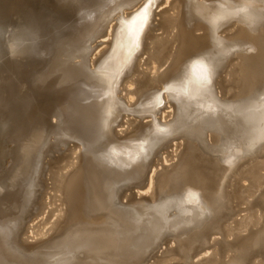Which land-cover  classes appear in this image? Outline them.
I'll return each instance as SVG.
<instances>
[{
	"label": "bare ground",
	"instance_id": "obj_1",
	"mask_svg": "<svg viewBox=\"0 0 264 264\" xmlns=\"http://www.w3.org/2000/svg\"><path fill=\"white\" fill-rule=\"evenodd\" d=\"M103 2L104 7L100 8L103 14L98 16L100 24L90 25L91 41L99 39L75 51L80 60L71 62L64 70L59 88L54 87L53 91L59 93L63 101L60 108L64 117L51 122L50 117L57 110L52 112L49 106H44L45 120L49 123L45 136L52 137L53 130H60L58 126H62V132L53 136L57 135L60 143L57 154L37 165V176H43L41 182L37 183V176L35 182L31 178L32 197L15 221L14 243L24 250L30 249L39 232H43L41 227L63 211L65 200L53 187L56 184L51 185L53 188L46 184L50 168L54 170L50 171L53 181L66 180L71 173L68 170L76 169L84 154V159L94 158L96 169L103 176L107 159L122 155L132 146L125 141L126 137L118 136L119 131L123 134L132 126L135 115H128L134 112L142 115L145 111L151 119L139 125L140 137L152 138L149 160L134 182L139 193L134 197L145 199V205L149 203L146 207L152 213L150 218L158 216V211H171L170 215L163 214L173 217V227L147 243L132 264L147 261L149 264H263L264 226L247 237L241 234L255 225L253 210L258 213L257 204L264 208V0ZM33 82L30 85L32 97L44 103L45 90H36ZM126 84L133 86L126 87ZM147 91L154 96L149 98ZM6 92L10 115L6 112L7 116L0 118V146L7 130L14 133V138L17 136L18 116L24 108L20 97L12 91L13 97L9 98L11 92ZM81 95L91 96L97 102L93 111L100 116L98 131H91L90 137H81L67 128L68 121L76 119ZM132 95H135L134 100ZM165 99L171 110L164 112V121L160 122L155 116L163 109L159 102L165 103ZM29 104L27 101L26 106ZM166 115L171 118L166 119ZM115 126L121 129L115 131ZM70 137L75 140L70 142ZM163 139L176 140L175 147L169 151ZM173 155L178 158L172 160ZM13 159L6 173L9 176L13 175L20 155L15 154ZM160 169L169 172L171 188L168 186L157 194L155 179ZM246 198L255 208H248L250 205L246 204L240 207L246 203ZM65 203L68 206V202ZM240 210L244 213L239 214ZM38 216L41 218L34 222ZM230 244L236 247L231 249L235 252L222 250L231 248ZM216 246H220V251ZM171 258L175 261L170 262Z\"/></svg>",
	"mask_w": 264,
	"mask_h": 264
},
{
	"label": "rangeland",
	"instance_id": "obj_2",
	"mask_svg": "<svg viewBox=\"0 0 264 264\" xmlns=\"http://www.w3.org/2000/svg\"><path fill=\"white\" fill-rule=\"evenodd\" d=\"M90 1L0 0V118H5L7 113L10 115L9 111H7L9 101L6 100L5 97V95L8 96L7 90L11 92L9 98L13 97V91V94L15 93L18 98L20 97L19 101L21 106L24 107L22 114L18 116L19 127L17 128H19L20 131L16 136L17 138H14V133L12 135L11 130H7V135L2 139L0 146L2 149L0 156H4L0 157V233L4 236H0L2 237L0 238V264H132L137 253L143 249L147 243L159 235V233L169 231L173 227V217H168L163 214V212H165L167 215H170L171 211H158V216L150 218L152 217V213L146 207L149 203L145 205L144 203L146 202L143 203L145 199H136L134 197V194L138 193V189L135 188L134 182L137 181L141 176L140 174L144 172V170L141 171V169L149 160L148 148L152 138L150 136L145 138L140 137L139 129L141 125L151 119L147 116L148 113L143 111L142 115L141 113L138 115L137 112L136 114H134V112L128 115L129 117L135 115V128L133 121L132 126H130L131 128L133 127V129L129 127V129L126 130L125 128L127 132L126 136H124L126 132L122 134V132L119 131V129H121L120 126H115V131H119V133L116 132V134H119H117L119 138L126 137L125 141L131 142L132 146L130 150L122 155H115V157L112 155L113 153H111L112 156L109 157L106 162L107 170L102 172L103 176L100 170L98 168L96 169L94 158H90V160H88L89 157L84 159L86 156H84V154L80 157L81 162L79 161L77 168H70L68 170V172L71 173L66 180L60 181V179L59 181H53L51 179L53 178V174H51L50 171L51 169L52 171L54 170L50 168L48 174H46L47 180L44 176L46 182L48 181L46 184L53 186L55 183L56 185L53 187L58 191L59 197L61 196L65 202H68V206L65 202H62L63 211L59 215L50 218L49 222H46V225L41 227L43 232L41 230L39 236L34 241L32 240L33 244L31 245L32 247L29 246L30 249L24 250L13 241L15 236L13 233L15 221L19 215L21 216L24 213V208L29 206V200H31L32 197L30 181L31 178H33L35 182L38 173L37 165L44 163L47 158L57 154L56 150L60 143V141L56 139L58 136H53H55L58 131H60L59 133L62 132V126H58L60 130L57 128L53 130L55 133L50 135L52 137L48 136L47 138V136H45L49 123L45 120L44 106H49L52 112L55 110L58 111L50 117L51 122H56L60 116L61 118L64 117V112H62L63 108H60L62 107L63 101L61 102L59 93L53 90L59 88L60 79L64 75V70L66 71L70 67L71 62H73V60H80L78 52L75 51L77 49L80 51L81 48L86 45L85 43L88 42L87 44L93 45L95 41L99 39L95 38L91 41V26L95 25L96 27L98 23L100 24L99 18L101 17L98 18V16L103 14L100 8L104 7L105 1L103 2L102 0L103 3L101 0H98L100 3L96 0ZM92 1H96L97 4ZM100 4L102 5L99 7ZM87 5L92 9L87 7ZM162 5L159 6L161 7ZM93 7L95 9H93ZM85 8L87 10H85ZM88 8L92 13L93 10L96 11L91 14ZM98 9L101 12H99ZM66 10H68L67 13ZM82 10L83 13H81ZM95 12L97 14H95ZM59 13L60 15H58ZM81 14L84 15L81 16ZM155 17H157V15ZM41 21L44 22L40 23ZM92 22L95 23L93 24ZM155 31L157 33L160 32L158 29ZM54 32L57 33L58 36ZM57 39L59 41H57ZM72 43L74 44L72 45ZM50 46L53 47L52 50H50ZM48 59L51 63L48 62ZM52 78L54 80H52ZM49 80H52L51 82L53 85L51 82L48 84ZM32 82L35 83L36 90H40L41 92L45 90L43 92L44 95L42 93L44 103L40 102V99L37 100L36 97H32L30 87ZM130 85L128 86L126 84L125 86H133V84ZM162 92L163 90L160 91V93ZM50 93L51 95L49 96ZM146 93L149 98L154 96V94L148 93V91ZM134 96L135 95H132V100H134ZM80 97L79 104L81 105L80 109L76 112L77 115L75 113L76 119L71 123L69 120L67 128L81 137H90L91 131H98V127L96 126L98 125L100 116L93 111L97 102L95 98L91 96L81 95ZM34 98H36L35 101H33ZM47 98H52L49 99L52 103L49 100L45 101ZM56 98H58V101ZM27 101L30 103L29 106H26ZM164 101L165 103L159 102V107L163 109L155 116L160 122L164 121V112H169L171 110L169 104L166 103L167 100L165 99ZM45 103L46 105H44ZM53 105H56V108L53 107ZM67 116H69V113ZM138 117L141 118L139 119ZM170 118V115H166V119ZM52 119H54V121ZM138 121L140 123H138ZM125 130H123V132ZM120 133L123 136H121ZM155 139H157V141L159 140L158 138ZM69 140L71 142L75 139L70 137ZM175 142L176 140L166 142V147L169 151L172 149ZM11 151L12 154L9 155ZM176 151V153L179 154L180 147ZM15 154L20 155V159L19 162L16 163L13 175L9 176L6 173L9 169V165H12L11 162L14 160ZM177 158V155L172 156V160H176ZM83 160L87 162L84 163ZM155 160H158V158L156 157ZM88 161H90L89 167ZM219 162L220 160L218 163ZM82 163H84V165ZM81 165L84 167H82L83 169ZM158 167H161L160 164ZM137 168L140 169L137 170ZM130 171L135 173L132 174ZM49 174H51L50 177ZM168 175L169 172L163 169H160V172L157 174L155 179V190L157 194L163 193L168 186L171 188ZM37 177V183H40L43 176L41 177V174H38ZM241 181L243 184H247V181ZM57 182L59 185H57ZM245 204L247 207L250 205L248 208H255L248 202L247 198L246 203L242 206L240 205V207H245ZM257 205L258 213H260L259 217L257 211L253 210L255 214L253 223L255 225H253V228L250 227L248 231L241 234L243 235L242 237H247L249 234L259 231L264 226V208H262V206L260 208L259 203ZM242 212L244 213L243 210H240L239 214ZM236 216H238V214ZM40 218L41 217L36 218L34 222ZM230 241H232V238ZM233 246L232 244L231 248L226 247L222 249L221 247V249H227L226 251L233 252L236 249V247ZM217 249L220 251V246H218ZM195 256H193V259L196 258ZM171 260L170 262L175 261L173 258H171ZM147 262L146 264H149V261Z\"/></svg>",
	"mask_w": 264,
	"mask_h": 264
}]
</instances>
